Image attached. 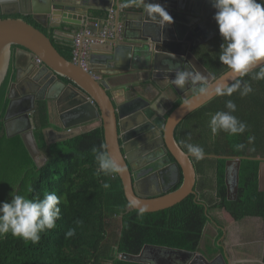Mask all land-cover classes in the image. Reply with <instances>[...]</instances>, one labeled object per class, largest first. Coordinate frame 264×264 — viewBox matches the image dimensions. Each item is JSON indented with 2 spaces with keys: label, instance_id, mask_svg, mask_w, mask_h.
I'll return each instance as SVG.
<instances>
[{
  "label": "water",
  "instance_id": "obj_1",
  "mask_svg": "<svg viewBox=\"0 0 264 264\" xmlns=\"http://www.w3.org/2000/svg\"><path fill=\"white\" fill-rule=\"evenodd\" d=\"M164 1L168 3L164 8L172 18L171 22L163 16L149 12L147 6L127 13L124 31L121 32L122 39H116L126 41L117 45L115 52L117 54L122 50L128 58H133L132 64L127 68L130 70L125 74L127 77L133 73L140 75L142 71L149 77L142 80V91H135L133 96L124 87L128 95L124 101H119L104 82L97 79L95 71L85 69L80 62L65 58L48 32L22 17L32 15L42 26L52 27L55 34L73 40L76 33L62 29V25L84 26L89 13L86 0H83L82 5H73L70 0H0V86L8 74L14 45L32 53L35 57L32 64L38 67V75L24 85L19 95L13 94L16 81L10 85V101L4 117L7 135H15L10 131V124L18 125V135L23 138L30 154L38 163V158L44 151L36 138L34 115L38 101L47 102L50 114V100L53 96L47 94L46 90L52 85L50 90L56 92V107L65 127L82 124L88 119H101L107 151L124 167V171L118 175L130 203L129 209L140 210L146 207L144 212L172 207L191 194L199 198L195 190L198 175L192 159L194 157L177 140L176 129L188 115L216 97L218 87L234 83L238 79L228 69L218 77L208 76V92L187 96L168 116L153 108L156 96L168 89L182 94L183 90L176 87L172 79L177 68L185 70V65L191 63L195 40H203L200 36L201 30L215 26L219 32L216 21L209 14L210 10L203 12L209 8L211 0ZM152 3H158V0ZM187 4H192L193 8L190 5L187 7ZM18 14L21 16L14 17ZM191 20L196 21V27H190ZM37 58L42 61L39 65L36 64ZM171 155L175 158L174 162ZM206 157L227 159L226 183L229 195H232L234 187V198L238 194L242 160L248 158L261 161L259 182L260 189L264 190L263 156L205 154ZM47 160L48 156H45L42 164ZM232 163L236 164L233 186L230 184ZM168 164L178 169V173L183 176V182L179 188L162 194L166 189L162 187L163 191L160 188L156 192L158 187L152 179L155 174L165 171ZM142 171L146 172V182L135 183L140 179L139 173ZM206 212L211 220L208 204ZM121 257L146 264H232L226 252L209 259L200 251L158 245H145L139 254H122Z\"/></svg>",
  "mask_w": 264,
  "mask_h": 264
},
{
  "label": "trees",
  "instance_id": "obj_2",
  "mask_svg": "<svg viewBox=\"0 0 264 264\" xmlns=\"http://www.w3.org/2000/svg\"><path fill=\"white\" fill-rule=\"evenodd\" d=\"M22 17L47 32V28L31 15ZM50 36L59 52L73 60V40L64 38L57 41ZM17 47L14 45L13 49ZM204 63L214 73H211L213 77L229 69L215 56ZM257 71L259 68L240 78L252 86V93L243 97L239 91L231 96L217 95L178 125L176 138L185 151L184 144L193 143L203 147L205 154L264 157V80L251 79ZM12 79L9 70L0 86V202L10 201L13 191L41 199L45 193L55 191L61 198L58 205L61 218L56 221L54 229L41 234L36 244L11 234L0 236V264H146L124 259L121 255H137L145 245L200 251L205 228L210 221L206 204L222 203L232 214L264 218V190L260 189L259 182L261 161L248 158L241 162L240 183L235 198L232 196L229 199L228 196L227 159L206 157L197 161L198 173L206 176L213 172L215 186L205 182L201 184L203 194L200 198L191 194L178 204L155 212L141 213L138 209H129L130 203L121 178L118 174L106 176L100 172L91 151L93 147L100 149L102 145L107 151L103 126L48 144L43 135V129L51 126L46 101L38 102L35 113L38 125L36 138L48 156L46 163L40 166L23 138L20 135L8 136L5 131L4 117ZM64 80L71 82L68 78ZM229 99L237 105L233 115L246 122L248 128L240 135L233 136L223 131L213 135L209 127L210 116L217 111H228L225 102ZM200 118L205 120L210 136L198 143L192 136L193 131H189ZM250 137L254 139L250 140ZM236 144H244L245 147L236 151ZM105 183L109 184L108 188L104 187ZM116 217L120 219L117 238L113 231V219ZM77 220L82 223L77 225ZM69 228L75 229L72 237L65 235ZM207 248L210 257L220 249L211 244Z\"/></svg>",
  "mask_w": 264,
  "mask_h": 264
},
{
  "label": "crops",
  "instance_id": "obj_3",
  "mask_svg": "<svg viewBox=\"0 0 264 264\" xmlns=\"http://www.w3.org/2000/svg\"><path fill=\"white\" fill-rule=\"evenodd\" d=\"M57 1L60 2L62 0ZM86 1L88 3L86 7L89 9V13L86 16L85 24L88 22L98 21L101 25L100 28L98 27L94 29V33L92 35V38L95 40L90 45V68L95 71L99 80L104 82L109 91L113 92L119 101H124L128 95L127 92H129L130 96H133L135 91H142L141 82L142 80L148 79L149 75L145 71H142L140 75L135 73L128 75V77L125 75L126 72L130 70L127 68L132 64L133 58H131V56L128 58L122 50H119L116 54V46L126 41H117L116 39H122L121 32L124 31L127 13L135 10L136 8L139 9L141 7H146L150 0H145L144 3L133 4L127 7H125L127 0ZM153 1L155 0H151V2ZM82 2L83 0H70V3L73 5H82ZM158 3L163 7L165 4H168L164 0H158ZM189 5L191 6L192 4H187L186 6L189 7ZM191 7L193 8V6ZM208 7L210 9L207 8L203 10V12L207 13L210 10V16L214 17L216 9L212 6V2L208 4ZM189 25L192 28L196 27V21L191 20ZM82 27H75L66 24L62 25V29L76 34L81 31ZM45 28H47V32L57 41L65 38L55 34L52 27L48 26ZM105 28H110L111 33H108L110 35H102L103 31L101 30H104ZM217 35H220V33L218 32ZM214 39H218V37ZM34 59V55L22 47L13 49L12 61L9 70H11L13 78L11 84L15 81L17 83V86L14 88V95H19L24 85L26 86L30 80L34 79V76L38 75V67L32 64ZM36 64L39 65L37 61ZM51 86H48L46 90L47 94L49 93L53 96L50 100L51 126L43 129V135L48 144L62 141L102 126L101 119L93 118L85 120V122L79 125L65 127L56 107V97L54 96L56 92H51ZM124 87L127 88L126 93ZM181 89L183 90L184 88ZM153 108L160 114H165L166 116L168 115L160 100L156 102L154 101ZM84 115L87 116L88 114ZM34 123L36 130L38 126L36 123V115H34ZM5 131L7 133L6 125ZM10 131L13 134L18 135V125L15 123H12V125L10 124ZM44 156H47L45 152ZM207 176L208 175H201L200 178L201 180H208ZM210 185L215 186V182ZM201 194H203V191H201ZM231 194L232 195L228 194V196L232 197L236 194L234 187L232 188ZM209 208L212 219L205 228V235L202 240L200 252H202L209 259L215 258L217 254L221 252H226L227 257L232 264H264V218L253 216L245 217L242 215L232 214L225 209L222 203L209 206ZM220 233H222V235H220ZM208 244H211L213 247L218 246L220 248L212 257L207 254Z\"/></svg>",
  "mask_w": 264,
  "mask_h": 264
},
{
  "label": "clouds",
  "instance_id": "obj_4",
  "mask_svg": "<svg viewBox=\"0 0 264 264\" xmlns=\"http://www.w3.org/2000/svg\"><path fill=\"white\" fill-rule=\"evenodd\" d=\"M145 0H127L125 7L133 4L144 3ZM216 9L214 20L219 33L223 38L219 60L227 65L238 79L234 83L218 87V95L231 96L239 91L240 95L247 96L252 93V86L240 78L249 75L254 68L259 71L251 75L252 80H264V0H211ZM149 12L163 16L170 20L171 17L159 3L147 4ZM172 83L178 88H184L186 84L197 85L198 94H206L208 85L205 77L199 72L180 70L177 68ZM228 111H217L211 114L209 127L213 135L223 131L230 135H240L248 128L246 122L241 121L233 113L237 105L232 100L225 102ZM254 139V138H249ZM183 143V142H182ZM187 153L197 161L205 158L204 148L193 143H185ZM244 144H236L234 150L241 151ZM92 153L98 163L99 171L104 175H117L124 171L123 165L118 163L103 145L100 149L92 148ZM105 188L109 184H104ZM10 201L0 202V236L11 234L25 242L39 243L41 234L46 230L56 227V221L61 218V198L55 191L47 192L43 198H30L24 194H10ZM138 205V202H136ZM146 207L140 208V212ZM77 225L82 221L77 220ZM66 237L75 235V229L69 228Z\"/></svg>",
  "mask_w": 264,
  "mask_h": 264
},
{
  "label": "flooded vegetation",
  "instance_id": "obj_5",
  "mask_svg": "<svg viewBox=\"0 0 264 264\" xmlns=\"http://www.w3.org/2000/svg\"><path fill=\"white\" fill-rule=\"evenodd\" d=\"M201 31L202 33L200 34V36L203 38V40L202 41H200V39L195 40V43L193 44V50L191 52V58H190L191 63H189V65H185V70L201 73L205 77L207 83V77L208 76L212 77L211 76L212 74L204 62L208 61L209 58L214 56L212 46H214L215 44H211L210 42L212 41L214 42L215 40L214 38L217 37L218 30L215 26H210L207 28L204 27ZM197 87H199V84L197 85L186 84L184 86L182 94H177L176 91L168 89L166 92H163L162 94H158V96H156L157 98H155L156 99L155 101L160 100L167 114L169 115L170 112L173 111L174 108H176L178 102H182L187 96L196 93ZM171 158H172V162H174L175 158L172 155ZM192 159L195 164L198 175L195 190L198 192L199 195L198 197L200 198L202 195L200 190L201 189L200 186L202 184L200 179L201 174L198 173L197 160H195V158ZM232 164L233 165L230 169V172H232V175L230 176V184L233 186L235 184V172H234L235 164L234 163ZM139 174H140L139 175L140 179L138 181H135V183L137 182L145 183L147 178L146 177L147 175H145L146 172L142 171ZM152 180L155 183L156 187H158L157 189H155V191L156 192L160 191V188L161 191H163V188H165L166 190L163 191L162 194H166L181 186L183 182V176L178 173L177 168H175L174 166L172 167L168 164L166 170L163 171L162 173L155 174Z\"/></svg>",
  "mask_w": 264,
  "mask_h": 264
},
{
  "label": "built area",
  "instance_id": "obj_6",
  "mask_svg": "<svg viewBox=\"0 0 264 264\" xmlns=\"http://www.w3.org/2000/svg\"><path fill=\"white\" fill-rule=\"evenodd\" d=\"M100 28V22L98 21H93V22H88L84 24L83 28L81 29L80 32H78L73 39L74 42V57L73 61L75 62H80L81 65L85 68L91 71L90 68V61H89V56H90V45L93 43L95 39L92 38V35L94 33V29ZM102 35H110L108 33H111L110 28H105L104 30H101ZM38 63H42L41 59L37 58L36 60ZM95 74V73H94ZM95 76L99 79V77L95 74Z\"/></svg>",
  "mask_w": 264,
  "mask_h": 264
},
{
  "label": "rangeland",
  "instance_id": "obj_7",
  "mask_svg": "<svg viewBox=\"0 0 264 264\" xmlns=\"http://www.w3.org/2000/svg\"><path fill=\"white\" fill-rule=\"evenodd\" d=\"M218 36H219V38L214 40L215 43L213 41L210 42V43L211 44H215L214 46H212L213 54H214L215 57L219 58V54H220V51H221V44L223 43V38L221 37V35H217V37ZM212 74L214 75V73H212ZM205 127H206V122H205V120L203 118H200L198 120L196 119L195 123L191 126V129H190L189 132L193 131V135L192 136L195 139H197L198 143H199V141H202V139L204 137L210 136L209 131H207ZM44 160H45V156L43 154V155H41L38 158V163L42 164L44 162ZM207 178H208V180H206V179L205 180H201V183L204 184V182H205V184L210 185V184H213L215 182L213 172H210V174H208ZM119 227H120V219H119V217H116V218L113 219V231L116 232V236H114L115 238H117V235H118V232H119ZM208 234H210V233H208Z\"/></svg>",
  "mask_w": 264,
  "mask_h": 264
}]
</instances>
